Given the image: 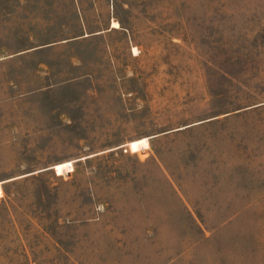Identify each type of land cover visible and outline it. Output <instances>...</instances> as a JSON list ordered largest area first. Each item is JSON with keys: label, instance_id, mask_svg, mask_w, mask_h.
Listing matches in <instances>:
<instances>
[{"label": "rangeland", "instance_id": "374dc122", "mask_svg": "<svg viewBox=\"0 0 264 264\" xmlns=\"http://www.w3.org/2000/svg\"><path fill=\"white\" fill-rule=\"evenodd\" d=\"M0 264H264V0H0Z\"/></svg>", "mask_w": 264, "mask_h": 264}, {"label": "bare ground", "instance_id": "6f19581e", "mask_svg": "<svg viewBox=\"0 0 264 264\" xmlns=\"http://www.w3.org/2000/svg\"><path fill=\"white\" fill-rule=\"evenodd\" d=\"M112 27L115 28V29H117V28H120V25H119L118 22H113Z\"/></svg>", "mask_w": 264, "mask_h": 264}]
</instances>
